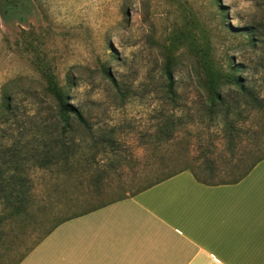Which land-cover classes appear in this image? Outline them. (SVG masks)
Segmentation results:
<instances>
[{
	"label": "rangeland",
	"instance_id": "374dc122",
	"mask_svg": "<svg viewBox=\"0 0 264 264\" xmlns=\"http://www.w3.org/2000/svg\"><path fill=\"white\" fill-rule=\"evenodd\" d=\"M19 1L9 18L0 10V172L11 168L23 176L28 209L5 228L0 253L25 235L18 252L30 245L44 230L37 226L48 216L43 206L73 183L62 176L61 163L46 164L60 149L59 131L49 133L58 112L51 82L86 120L67 137L103 187L62 217L130 196L146 185L148 169L164 176L190 168L216 183L207 170L230 157L219 124L230 109L239 113L230 119L248 131L237 156L262 131L264 0ZM236 77L246 97L232 83ZM212 88L226 104L216 115L206 102ZM259 103L263 110L252 111ZM164 126L173 138L159 143ZM17 149L19 156L7 163V151Z\"/></svg>",
	"mask_w": 264,
	"mask_h": 264
},
{
	"label": "crops",
	"instance_id": "0c3cea01",
	"mask_svg": "<svg viewBox=\"0 0 264 264\" xmlns=\"http://www.w3.org/2000/svg\"><path fill=\"white\" fill-rule=\"evenodd\" d=\"M18 264H264V159L237 183L184 170L67 219Z\"/></svg>",
	"mask_w": 264,
	"mask_h": 264
},
{
	"label": "trees",
	"instance_id": "16d2710c",
	"mask_svg": "<svg viewBox=\"0 0 264 264\" xmlns=\"http://www.w3.org/2000/svg\"><path fill=\"white\" fill-rule=\"evenodd\" d=\"M20 6L21 3L19 0H0L1 15L5 18H9L17 12ZM107 76L113 84L117 85L110 75L107 74ZM167 77L169 79L168 93L172 96L174 94V90L172 87V76L169 71L167 72ZM51 83L50 92L57 101L58 112L56 120L50 124L53 130L49 133L52 134L55 130L59 131V138L55 140V144L60 149L57 152L55 151L50 154L49 158L46 160V164L55 165L57 163H61L62 176L66 179L73 180V183L71 187L64 189L62 198L50 202L47 206H43L44 209L46 208L48 216L43 217L39 222H37L38 227L44 226L42 233L35 236L33 242L26 246V248H24L21 252H18V247L19 245H24L23 239L25 240L28 237L27 235H25V237H20L19 240L21 241L18 240L10 242V245L2 253H0V264L4 261H10V264H18L31 250H33L36 245H38L62 222L97 208L95 207L69 217H62V215L66 213L89 204L94 199L95 195L99 194L103 188L100 183L101 177L97 176V178H95V176L89 172V160H82L83 162H81L78 154L75 153L77 145L74 144V139L67 137L68 134L75 132L78 126L85 127L86 120L75 106L66 102L64 92L56 87L55 83ZM232 83L239 88V93L242 97L247 96V90L244 88L243 84L240 83L237 77L232 78ZM206 102L208 104L209 111L214 115H216V109H220V106L226 105L224 96L220 90H217V88L209 89L206 92ZM241 105L244 107L247 106L245 101L241 102ZM9 109L10 104L5 106V110ZM251 110L262 111L263 105L259 103L256 106H251ZM231 115L239 116V113H234L233 109H230L229 111L223 113V118L219 123L223 125L221 130L223 133L222 137L226 140V148L229 151L230 157L220 164L212 162V167L207 170L210 172L211 178H215L217 176L219 181L216 183H209L206 181L207 179L200 178L199 175L190 168L165 174L164 176L163 172L159 169H148L144 175L146 185L138 188L130 196L184 170L190 171L196 180L206 184H233L248 175L253 167L264 159V126L260 127L262 131H260L259 134L255 133L250 138L248 137L249 144L248 147H245L246 151L237 156L234 149L239 142L242 141V134H248V131H243L239 128L240 126L237 125V121L230 119ZM217 116H220V112L217 113ZM46 128H48V126ZM163 128L164 134L157 137L159 143H165L173 138L171 131H169L166 126ZM35 136L37 137L38 133L35 134ZM105 142L106 141H103V143ZM19 151L20 149H17L12 153H10V150L7 151V157L9 158L7 163L17 158L19 156ZM165 162L166 161L162 159L159 161L161 165L163 163L164 166H167L169 160L166 163ZM163 169L165 170L166 168ZM10 170L11 168H7L5 173L0 172V243H2L4 239L5 228L12 224L14 217L26 214L28 209L26 204L27 201L24 199L25 179L22 175L19 176L20 174L15 169ZM43 207H41V209H43Z\"/></svg>",
	"mask_w": 264,
	"mask_h": 264
}]
</instances>
